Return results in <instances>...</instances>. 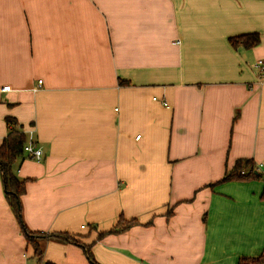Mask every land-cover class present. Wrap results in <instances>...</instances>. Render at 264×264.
I'll return each instance as SVG.
<instances>
[{
    "label": "crops",
    "instance_id": "1",
    "mask_svg": "<svg viewBox=\"0 0 264 264\" xmlns=\"http://www.w3.org/2000/svg\"><path fill=\"white\" fill-rule=\"evenodd\" d=\"M258 59L264 0H0V142L42 149L13 165L22 221L76 240L37 236L38 260L0 173V264H264V181L223 180L264 164Z\"/></svg>",
    "mask_w": 264,
    "mask_h": 264
},
{
    "label": "trees",
    "instance_id": "2",
    "mask_svg": "<svg viewBox=\"0 0 264 264\" xmlns=\"http://www.w3.org/2000/svg\"><path fill=\"white\" fill-rule=\"evenodd\" d=\"M260 37L256 32L243 33L235 36H230L228 38L229 44L233 48L242 46L244 48H250L259 43ZM121 84L126 82L121 81ZM11 118L7 119V122H11ZM27 134L18 128H12L8 131L6 136L0 142V173L3 180V186L5 191V197L15 213L17 220L21 226L22 232L26 238V241L32 246L34 256L39 260L42 256V248L37 240V236H44V238H60L64 241H76L74 236L67 234L66 232H52L49 234H39L38 232H32L27 229L24 222L22 221V215L20 210V196L25 191V180L18 178L14 171L13 165L17 159L21 158L23 155V145L26 142ZM254 165L251 160L240 159L237 160L233 169L229 174L225 175L223 180L227 179H248L255 178L256 174L254 172H249L246 174H240V170L249 169ZM259 176V175H258ZM257 176V177H258ZM260 177V176H259ZM260 198L264 199V187L260 194ZM170 214V212H167ZM136 218L124 219L122 216L119 217L117 223L110 228L108 231L100 233H119L126 230L127 228L138 224ZM89 260L94 262L90 252L88 251ZM262 255L255 257L242 256L237 260V264H262ZM50 264V263H47Z\"/></svg>",
    "mask_w": 264,
    "mask_h": 264
},
{
    "label": "built area",
    "instance_id": "3",
    "mask_svg": "<svg viewBox=\"0 0 264 264\" xmlns=\"http://www.w3.org/2000/svg\"><path fill=\"white\" fill-rule=\"evenodd\" d=\"M255 66L258 68L260 73L264 72V61L262 59H258L255 63ZM40 83H41V80H38L37 84L39 85ZM10 89L11 88L9 85L1 86L0 92H6V91H9ZM162 103L164 105H167L166 102L164 101ZM26 134H27V138H26V142L23 145V154L27 158L39 160L42 156V149L37 144L36 140L34 139L33 132L31 130H28ZM138 137L139 135L136 136V138ZM249 172H254L255 174H258L261 177V179L264 181V164L257 163V164H254L249 169L240 170V174H246ZM32 264H38V262L34 260Z\"/></svg>",
    "mask_w": 264,
    "mask_h": 264
}]
</instances>
